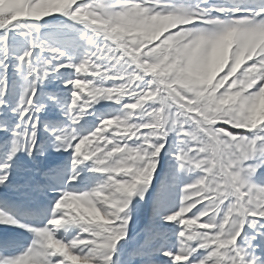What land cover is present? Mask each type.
I'll return each instance as SVG.
<instances>
[{
	"label": "snow or ice",
	"instance_id": "snow-or-ice-1",
	"mask_svg": "<svg viewBox=\"0 0 264 264\" xmlns=\"http://www.w3.org/2000/svg\"><path fill=\"white\" fill-rule=\"evenodd\" d=\"M0 264H264V0H0Z\"/></svg>",
	"mask_w": 264,
	"mask_h": 264
}]
</instances>
